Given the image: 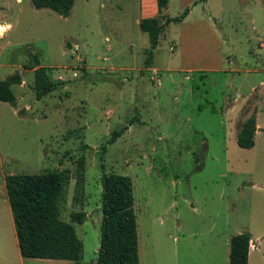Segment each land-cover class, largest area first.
I'll list each match as a JSON object with an SVG mask.
<instances>
[{
    "label": "rangeland",
    "instance_id": "obj_1",
    "mask_svg": "<svg viewBox=\"0 0 264 264\" xmlns=\"http://www.w3.org/2000/svg\"><path fill=\"white\" fill-rule=\"evenodd\" d=\"M137 2L76 0L63 18L30 0H0V81L16 72L22 80L11 87L15 106L0 102V175L68 176L60 219L82 243L79 264L97 259L102 172L132 181L140 264H229L228 237L240 230L256 245L248 264H264V38L249 39L242 9L230 3L213 22L219 62L203 57L214 55L213 43L162 39L154 77L134 24ZM181 49L186 65L195 58L218 70L179 72ZM33 54L64 83L40 100L24 69ZM253 114L254 146L241 149L237 133ZM74 212L86 220L71 223ZM4 245L9 251L0 238V264Z\"/></svg>",
    "mask_w": 264,
    "mask_h": 264
},
{
    "label": "trees",
    "instance_id": "obj_2",
    "mask_svg": "<svg viewBox=\"0 0 264 264\" xmlns=\"http://www.w3.org/2000/svg\"><path fill=\"white\" fill-rule=\"evenodd\" d=\"M35 9H48L57 15L68 17L76 0H30ZM161 12L168 0H156ZM185 8L174 18L164 23L156 18L142 20L139 29L148 36L149 48L146 51L144 65H151L153 51L158 45L160 35L170 23L182 22L188 14ZM25 70H33V91L37 100L64 87L63 82L49 78L47 70L39 66L37 55L33 54ZM21 75L16 72L0 81V102L12 106L16 98L13 85L21 84ZM129 124L114 130L109 143L120 137ZM256 133L255 114L248 117L237 133L236 142L241 149L254 146ZM6 194L11 210L17 246L23 259H48L70 261L79 264L82 243L74 227L60 219V202L68 186V176L57 170L41 174H12L4 178ZM101 226L97 259L92 264H140L138 255V235L134 213L132 181L127 176L102 172L101 178ZM71 223L82 224L85 213L70 214ZM251 236L247 232L234 235L229 240V264H248Z\"/></svg>",
    "mask_w": 264,
    "mask_h": 264
},
{
    "label": "crops",
    "instance_id": "obj_3",
    "mask_svg": "<svg viewBox=\"0 0 264 264\" xmlns=\"http://www.w3.org/2000/svg\"><path fill=\"white\" fill-rule=\"evenodd\" d=\"M230 3H234L237 8L242 9V23L248 28L250 26L251 34H249V39L255 38H264V32L262 31L261 23H258L261 17H264V0H168V5L161 12L158 10L156 0H138L137 8H138V16L134 20V24L139 28V24L142 20L156 18L160 21V23H164L167 18H174L181 14V12L188 8V14L183 19L182 22L170 23L165 26L164 31L159 37L158 45L156 49L153 51V57L151 61V65L148 68H144L146 71H152L157 74V69L154 66V60L156 58L157 49L162 39H172L174 45L177 47L178 42L179 45L182 46L181 42H185V39L189 42L192 48H195L196 44H207L213 43L215 45L214 55H210L209 50L204 53L206 57L212 60H221L222 48L219 49L222 43V39L218 35L217 31L214 29L216 25H214V21L221 23L222 15L226 13V9L228 8ZM263 14V15H260ZM250 18V19H249ZM264 24V23H263ZM174 27H178V32L174 30ZM142 33V32H141ZM178 35V36H177ZM140 40L142 42V50L145 54L146 50L149 48L148 36L143 33L140 36ZM148 43V46H147ZM262 47H264V41L261 42ZM172 46H170L171 48ZM169 48V50H170ZM172 54H175V47L173 46ZM132 55V54H131ZM146 55V54H145ZM184 60L183 63L180 64L181 73H188L191 71H199L203 72L206 69L210 70H218V68H205V70L201 69V65H197L195 63L196 59H191V63L186 65L187 56L181 49V53L179 54ZM201 57V58H203ZM219 62V61H218ZM88 68V67H87ZM122 69L128 70L126 67H116L115 65L111 66V69ZM220 68V67H219ZM131 70H142V69H131ZM167 71L171 70L169 68ZM130 127V126H129ZM128 127V129H130ZM127 129V130H128ZM257 131V125H256ZM255 136V135H254ZM7 175H0V201L3 206H0V238L1 243L6 242L10 245L9 251L7 250V246L4 245L1 247V251H6L8 256L4 257L6 260V264H58L56 261L60 260H48V259H23L21 258L17 246V239L15 235L11 210L6 194L5 189V181L4 178ZM6 197V199H5ZM245 231H237L235 235L243 233ZM251 236V235H250ZM231 238V235L228 237V243ZM252 243V241H250ZM253 244V243H252ZM254 248H249L248 254V262L250 261V254L253 250H256V245L253 244ZM10 252V253H9ZM6 253V255H7ZM10 254V256H9ZM70 262V261H69ZM73 263V262H72Z\"/></svg>",
    "mask_w": 264,
    "mask_h": 264
},
{
    "label": "built area",
    "instance_id": "obj_4",
    "mask_svg": "<svg viewBox=\"0 0 264 264\" xmlns=\"http://www.w3.org/2000/svg\"><path fill=\"white\" fill-rule=\"evenodd\" d=\"M170 51H173V48H172V47L170 48ZM155 75H156V73H153V76H154V77H155ZM250 247H251V248H254L255 246H254L252 243H250Z\"/></svg>",
    "mask_w": 264,
    "mask_h": 264
}]
</instances>
